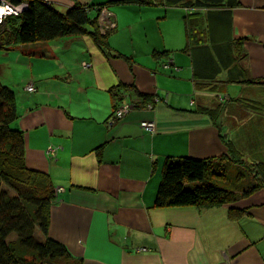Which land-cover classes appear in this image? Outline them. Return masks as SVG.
<instances>
[{
    "label": "crops",
    "instance_id": "0c3cea01",
    "mask_svg": "<svg viewBox=\"0 0 264 264\" xmlns=\"http://www.w3.org/2000/svg\"><path fill=\"white\" fill-rule=\"evenodd\" d=\"M45 1L62 12L76 2H95ZM239 3L232 10L233 38L245 39L249 78L264 82V0ZM110 15L119 32L128 17ZM117 34L111 46L134 64L106 56L88 37L13 51L25 73L5 85L16 93L15 127L26 138L27 166L62 189L51 208L50 237L82 264H264V190L234 205L248 212L238 222L228 218L230 205L155 207L168 158H218L229 153L231 141L250 162L264 161V84L229 83L239 75L235 70H224L212 84L199 82L190 53L174 56L167 45L127 51ZM156 50L170 51L172 59L156 61ZM121 84L150 97V106L115 121L112 90ZM29 85L36 92L28 93ZM238 99L257 101L259 109ZM202 108L218 113L212 118ZM143 122H154L155 132L144 130Z\"/></svg>",
    "mask_w": 264,
    "mask_h": 264
},
{
    "label": "trees",
    "instance_id": "16d2710c",
    "mask_svg": "<svg viewBox=\"0 0 264 264\" xmlns=\"http://www.w3.org/2000/svg\"><path fill=\"white\" fill-rule=\"evenodd\" d=\"M9 1L20 13L8 17L0 26V51L10 52L26 45L65 38L88 37L106 56L134 64L133 57L111 46L110 39L117 26L112 15L106 24L104 15L110 14L114 6L184 8L193 11L185 18L187 45L184 52L192 55L194 74L198 81L201 80L199 82L203 80L212 84L224 70H235L239 75L237 79L229 78V83L264 84L249 78L245 70V39L233 38L232 10L240 5L239 0L76 2L67 12L45 0ZM152 55L156 61L164 57L168 61L172 59L170 51L156 50ZM112 96L116 101L115 111L126 99L134 102L136 108L149 106L150 97L137 92L134 85L121 84L112 90ZM237 101H244L245 105L256 109L260 106L253 100ZM199 112L214 118L218 109L202 108ZM19 116L16 93L0 78V264H82V260L74 257L64 244L49 235L56 190L47 173L28 168L26 138L15 127ZM227 146L229 153L218 158H168L155 207L212 209L230 205L228 218L231 221L238 222L246 216V209L234 205L240 199L264 190V161L248 162L233 142L228 141ZM233 165L247 168L252 173L250 184L240 194L223 188L218 182L230 180L228 168ZM246 176L240 172L237 179ZM37 231L41 237L36 235Z\"/></svg>",
    "mask_w": 264,
    "mask_h": 264
},
{
    "label": "rangeland",
    "instance_id": "374dc122",
    "mask_svg": "<svg viewBox=\"0 0 264 264\" xmlns=\"http://www.w3.org/2000/svg\"><path fill=\"white\" fill-rule=\"evenodd\" d=\"M107 1L109 0H95V3H105ZM141 8H145L146 11L139 14L137 17L138 13L135 11H139ZM158 9L165 10V14L160 17L156 16L154 11ZM111 10V12L121 14L122 17H128L124 18V22L122 23L123 27L119 29V32H116L118 33L116 36L117 44L124 48V50H138L140 54H143L144 50L148 51L153 46L167 45L174 48L172 49L174 56L178 55V57L186 59V55L184 54V48L187 45L185 18L188 14H192L193 11L184 8H176L173 10H167V12L169 11L167 15L166 8L164 7H140L137 5L114 6ZM109 16L111 15H104L106 24H109ZM116 33L113 32V35ZM7 53H9V56H6ZM17 57V52L0 51V70H2L3 84H6V82L11 83L13 77H16V75L21 77L23 73H25L23 71V66L20 63H17ZM83 67L84 69H88L89 65L85 64ZM10 73L13 75L11 79L9 78ZM31 86L33 85L27 87V92H36L34 86L35 91H29ZM259 135H262V131L259 132ZM245 160L250 162V157L247 156ZM252 162L254 161H251V163ZM228 172L230 180H219L218 182L223 188L237 191L239 194L252 180V173L249 172L247 168L245 169L244 167L233 165L228 168ZM240 172H244L247 176L244 179L238 180L237 174Z\"/></svg>",
    "mask_w": 264,
    "mask_h": 264
},
{
    "label": "built area",
    "instance_id": "2783aa9c",
    "mask_svg": "<svg viewBox=\"0 0 264 264\" xmlns=\"http://www.w3.org/2000/svg\"><path fill=\"white\" fill-rule=\"evenodd\" d=\"M0 8L5 9L4 15L2 17H0V20H2V23H0V26L4 25V23L8 19V17L13 16V15H18L20 13L19 9H17L15 6H13L9 0H0ZM8 10H10V12ZM169 65H170L169 63L166 64V66H169ZM29 91L34 92L35 91L34 87L31 86L29 88ZM125 103L123 102L122 105L117 108L115 113H113V115H112V119H114L115 121L123 119L132 110V108H136L135 104H133L134 102H132V104L128 103V102H125ZM133 106H135V107H133ZM142 127L147 132L153 133V132H155L156 125L154 122H143ZM60 190H62V189H58L57 193Z\"/></svg>",
    "mask_w": 264,
    "mask_h": 264
},
{
    "label": "clouds",
    "instance_id": "9594fccd",
    "mask_svg": "<svg viewBox=\"0 0 264 264\" xmlns=\"http://www.w3.org/2000/svg\"><path fill=\"white\" fill-rule=\"evenodd\" d=\"M10 12V10H8ZM5 9L0 8V17L4 15ZM0 23H2V20H0Z\"/></svg>",
    "mask_w": 264,
    "mask_h": 264
},
{
    "label": "bare ground",
    "instance_id": "6f19581e",
    "mask_svg": "<svg viewBox=\"0 0 264 264\" xmlns=\"http://www.w3.org/2000/svg\"><path fill=\"white\" fill-rule=\"evenodd\" d=\"M216 156V155H215Z\"/></svg>",
    "mask_w": 264,
    "mask_h": 264
}]
</instances>
